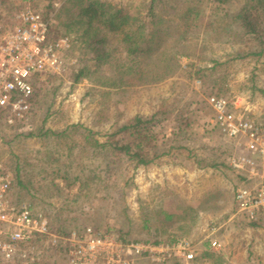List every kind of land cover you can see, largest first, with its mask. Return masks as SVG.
<instances>
[{
    "label": "rangeland",
    "instance_id": "374dc122",
    "mask_svg": "<svg viewBox=\"0 0 264 264\" xmlns=\"http://www.w3.org/2000/svg\"><path fill=\"white\" fill-rule=\"evenodd\" d=\"M100 1L125 9L138 19L136 23L150 20L152 0ZM244 1L157 0L162 44L154 53L176 59L171 75L149 83L152 76L147 74L141 80L128 78L132 84L109 87L102 83L116 79V65L127 60L125 44L120 42L123 35H108L107 50L112 62L97 71L94 56L89 54L77 28L70 31L56 18L66 0H0V20L5 23L13 24L16 14L29 7L52 18L54 39L68 37L70 41V48L62 53L66 70L35 80L32 113L26 124L15 126L4 116L0 118V164L13 178L14 201L46 216L55 232L63 228L72 233L89 227L132 242H144L152 233L161 240L160 244L172 243V239H190L194 243L196 258L191 262L146 257L143 264H214L220 254L222 264H264V227H253L236 213L234 193L241 178L226 160L233 143L212 122L213 111L207 102L210 96H239L250 115L264 123V56L237 58L244 51V46L234 44L240 33L237 24L228 32L224 30L227 34L220 33L216 26L231 22L224 21V14L235 13ZM189 5L200 9L201 20L198 27L187 32L176 11ZM84 69L89 76L75 83V76ZM136 116L166 120L160 126V141L175 148L146 167L125 164L112 189L115 192L119 187L118 193L123 191L125 195L123 199L111 202L90 195L78 200L77 189L65 188L64 182L61 192L53 190L52 196L48 194L46 188L51 183L45 171L44 152L62 150L64 143L27 138L25 131L37 132L42 127L61 131L69 125L82 124L104 141ZM184 120L188 125L175 135L174 126ZM203 162L218 167L199 168ZM18 166L24 187L16 183ZM161 211L174 218L165 221ZM146 219L150 230L144 227ZM42 240L43 256L34 264H66L65 253L53 246L50 237ZM213 241L217 242L216 248L212 247ZM206 252L216 256L204 257Z\"/></svg>",
    "mask_w": 264,
    "mask_h": 264
},
{
    "label": "built area",
    "instance_id": "2783aa9c",
    "mask_svg": "<svg viewBox=\"0 0 264 264\" xmlns=\"http://www.w3.org/2000/svg\"><path fill=\"white\" fill-rule=\"evenodd\" d=\"M53 23L29 7L16 14L13 24L0 20V114L11 125H25L29 120L35 80L60 75L67 68L62 53L70 48V41L51 37ZM207 102L212 122L233 143L226 160L241 178L234 193L236 213L247 223L264 227V123L250 115L239 96H210ZM12 185L11 174L0 164V264L37 263L43 256L44 237H50L56 247L61 242L66 264H143L146 257L188 263L196 258L190 239L125 242L89 227L61 239L50 232L46 216L15 203ZM211 244L216 248V241Z\"/></svg>",
    "mask_w": 264,
    "mask_h": 264
},
{
    "label": "trees",
    "instance_id": "16d2710c",
    "mask_svg": "<svg viewBox=\"0 0 264 264\" xmlns=\"http://www.w3.org/2000/svg\"><path fill=\"white\" fill-rule=\"evenodd\" d=\"M156 2L157 0H152L150 4V20H143L141 23H136L138 19L131 17L125 9H118L100 0H66L63 8L57 12L56 18L61 22V26H66L70 31L77 28L89 54L94 56L92 60L95 62L94 66L97 71L112 62V54L107 50V46L110 47L108 35H123L120 42L125 44L127 60L121 65H116L114 70L117 75L116 79L111 83H102V85L109 87L128 85L132 84L128 78L134 77L141 80L147 74L152 76L149 83H158L171 75L176 59L154 53L156 48L162 44L160 38L162 29L159 27L161 22L157 16ZM50 10L53 11V7H50ZM173 10L175 12L176 8ZM176 12L181 26L187 32L199 26L201 20L199 8L189 5L184 10ZM43 16L48 18V15L43 14ZM223 18L224 21L230 19L231 22L227 25L217 24L216 26L221 29L220 33H225L224 30L228 32L234 24H237L240 29L239 35L234 38V44L244 46V51L239 53L237 58L264 56V0H245L235 13L227 12ZM62 19L64 21H61ZM52 34L53 26L51 37ZM155 55L156 59H153ZM87 72L88 70L84 69L77 74L74 79L75 83L89 76ZM165 121H160L156 117L136 116L118 127L113 133L108 134L104 141L98 139L95 131L82 124H72L61 131L44 130L42 127L37 132L28 130L24 134L27 138L53 139L60 144L64 143L65 148L62 150L44 152L45 171L50 175L51 183L46 189L50 196L53 195V190L61 192L63 189L61 182H64L65 188L75 187L77 189L75 198L78 200L94 195L115 202L125 197L123 191L118 193L121 190L119 187L115 192L112 191L116 186L114 182L117 179L116 175L125 164L146 167L161 157L169 155L172 148H175L171 143L165 144L167 141H160V137L163 136L160 126ZM183 125H188L186 120L174 126L175 135L182 132ZM208 167L215 168L218 165L206 162L199 164V168ZM16 183L24 187L19 166L16 169ZM16 204L20 205L19 202ZM161 212L165 221L174 218L173 214ZM145 221L146 226L144 227L150 230L147 225L149 220ZM49 227L51 233H56L60 237H67L70 234L63 228L55 232L50 224ZM121 239L131 242L122 236ZM143 241L159 244L161 240L149 233ZM56 249L65 252L61 242L58 243ZM215 256L216 254L210 252L204 254V257L210 259ZM222 262L220 254L214 260V264H222Z\"/></svg>",
    "mask_w": 264,
    "mask_h": 264
}]
</instances>
